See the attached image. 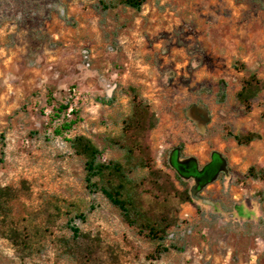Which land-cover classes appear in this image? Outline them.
Wrapping results in <instances>:
<instances>
[{
    "label": "rangeland",
    "instance_id": "rangeland-1",
    "mask_svg": "<svg viewBox=\"0 0 264 264\" xmlns=\"http://www.w3.org/2000/svg\"><path fill=\"white\" fill-rule=\"evenodd\" d=\"M251 73L263 89L245 111L236 93ZM129 86L157 120L145 134L150 167L128 175L144 208L173 218L162 241L173 248L160 256L157 241L89 192L84 158L66 140L83 134L102 159L125 163ZM64 117L76 122L54 133ZM246 131L260 137L238 145L228 135ZM177 146L205 164L198 186L211 181L190 202L178 200L194 181L171 166ZM1 149L0 186L17 192L11 222L32 239L23 249L0 236V264H264V179L246 174L264 170V0H146L139 10L0 0Z\"/></svg>",
    "mask_w": 264,
    "mask_h": 264
},
{
    "label": "trees",
    "instance_id": "trees-1",
    "mask_svg": "<svg viewBox=\"0 0 264 264\" xmlns=\"http://www.w3.org/2000/svg\"><path fill=\"white\" fill-rule=\"evenodd\" d=\"M145 2L146 0H116L117 4L136 10H139ZM103 6L105 7L106 4ZM262 89V80L257 78L254 73L243 79L236 93V98L245 111L250 110L252 100ZM128 90L131 93V112L123 120L122 130L124 138L120 142L121 148L125 151V163L117 160L102 159L99 148L89 137L83 134H76L70 138H66V140L73 151L84 158V181L89 192H100L119 210L122 219L129 226L136 227L139 233L144 234V236L151 240L157 241L158 244L153 252L156 256H160V254L173 248V246L162 244L165 237L169 235L168 230L174 225L173 218L163 213L159 215L153 208H144L140 195L141 183L134 181L128 175V171L137 167H150L147 159L149 148L145 143V134L156 125L157 120L154 113L149 110L148 104L140 98L136 88L129 86ZM68 108V103L59 104L55 108L53 116L59 119L62 113H66ZM72 113H76V111ZM75 122L76 118L66 119L64 117L58 126L54 128V133L61 135L64 131L69 130ZM228 135L238 145L249 144L260 137L259 133L252 131L235 134L228 132ZM173 149L177 150L178 157L175 165H170L176 170L179 180L180 177H184L186 179L191 178L194 181L192 187L183 182L184 187L178 192V200L180 202H190L193 198L197 197L196 193L211 181L199 184L198 186L196 182L198 178L197 174L203 166L205 167V164L199 166L194 156L183 155L181 146L174 147ZM0 153L3 154V149H1ZM170 155L168 157L169 163ZM222 158L225 164V171L226 159L223 155ZM246 174L254 179H264V170H256L254 166H249ZM16 194L17 192L13 187L8 185L0 186V236L10 240L14 245L21 246L23 249H29L31 247L32 232L25 228V226L19 227L11 222L10 201L16 197ZM83 216L84 214L79 213L77 217ZM67 226L73 238L77 239L80 237V229L75 224H72V220L67 223Z\"/></svg>",
    "mask_w": 264,
    "mask_h": 264
}]
</instances>
